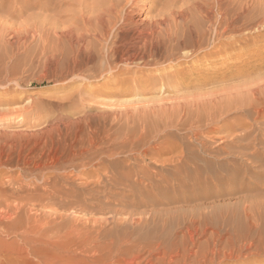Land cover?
I'll list each match as a JSON object with an SVG mask.
<instances>
[{"label":"rangeland","instance_id":"rangeland-1","mask_svg":"<svg viewBox=\"0 0 264 264\" xmlns=\"http://www.w3.org/2000/svg\"><path fill=\"white\" fill-rule=\"evenodd\" d=\"M159 1L158 4L161 5L156 4L157 7L154 6L151 11L150 9L138 10L144 3L147 6L151 4L150 0H139L138 5H136L138 8L135 6L137 10L131 13L133 21L137 19V22L130 23V20L127 26H125L126 24H119L120 27L129 28L131 24L129 29L135 35L136 32H133V27L150 26L153 17L154 19L157 17V8L163 4V0ZM217 1L221 0H170L172 6H167V9L182 12L181 15L178 12L176 13L175 17L178 19H176V25L172 22V26L175 27H171L170 32L173 28V34L179 35V32L182 31L180 36L182 34L183 37L186 34L187 36L184 35V37H189V34L194 33L200 23L202 25L204 23L205 29L208 28L205 31L202 25H200L202 28H199L208 37L209 31L210 33L213 31V23L208 19L212 17L213 21L216 20ZM165 2V5H169L168 0H165ZM42 3L43 0H0V200L3 201L1 196L5 191L7 195L11 193L10 196L13 195L12 199L9 196L8 203L10 206L8 208L4 206L5 204L0 207V214L2 211L3 214L1 215L4 216L10 211V214L14 215L15 213L14 216L12 215V219L15 220L14 218H16L22 225L27 226L31 222L34 227L36 224L32 228L38 232L31 230L28 226L27 228H29L32 237H36V239L39 237L38 241L34 243V245L38 243L35 246L36 248L33 245L32 254L28 256L19 255L7 260V262L0 258V264H39L40 259V263L43 264L44 261H51L53 258L57 259L52 260V262H56L55 264H61L64 261V264H106V261L109 260L112 262L109 261L107 264H110L117 260L126 262L127 259H130L127 262L134 261L147 264L150 261H159L155 258H159L158 255H162L160 257L162 261H159L158 264H162V262L163 264H174V261L176 264H180L182 261L181 264H183L186 259L187 264L192 261L191 264H210L211 262V264H264V117L259 118L260 123H254L252 135L246 141L248 143L250 141L253 148L249 145L250 149L243 150L240 155L218 148L220 147V137L226 135V132H213L211 135L214 140L210 144L215 148V151L220 149L218 151L220 155L217 156L215 152V154L200 152L208 157V159H205L206 161L202 160L203 162H201L199 160V163L203 164H198V166L201 165L202 167L204 165L201 173L197 171V165L194 166L196 168L193 167L192 169L191 167L194 164L186 162L185 159V161L178 160L174 161V164L168 163L165 165H161L160 161H153L155 156L157 158L160 156L162 159L173 158L175 153L178 154L176 149L173 152L172 150L171 152L167 151L166 154L163 151L162 153L151 151L152 154L156 152V155L150 153L144 160L137 151H127L123 143H115L112 146L103 145L107 152L103 149V152L100 150V155L98 153L93 159L77 160L78 158H89V153H85L84 147H81L82 149L76 147L81 146L80 139L82 136L92 130L88 129L83 120H80L83 117L82 115L87 113L93 116L95 121L100 122L101 129L105 132L108 131L111 134L122 133L123 130L127 129V121L128 119L131 120V115H136L141 109L142 111L138 113H142L145 105L147 109L152 107L151 103L169 102L173 93H177L175 94L176 97L173 95L174 99L180 100V97L182 100L198 89L185 88L169 93L159 84L154 90H151L145 83L140 84L131 79L130 82L129 79L128 82H124L121 81L119 76H116L120 78L119 85L113 79L109 81V85L112 86L113 82L123 92L106 94L103 91L105 90L103 84L107 82L108 77L100 72L102 70L100 67L101 62H99L101 57L92 61V64L89 63L91 67L88 65L90 68L87 67L88 70L86 69L82 74L85 78L80 77L78 73L74 74L72 66L74 65L76 44L69 37L59 33L60 31L53 25V22H56L54 21L55 18L61 17L60 11L58 16L55 17L57 13L52 12V10L44 12ZM189 3L193 5L191 6ZM164 4L163 7H166ZM61 7L64 10L62 13H65L64 8L67 10L69 8H67V5ZM207 10L208 12L210 10V12H206ZM53 13L56 15L54 16ZM177 14L179 17H177ZM65 15L61 18L63 19ZM184 15L188 20L184 18ZM204 18H207L209 22ZM138 20H141V23ZM144 21L146 22L144 23ZM183 22L186 23L184 26L187 28L182 26ZM196 23H198V27ZM49 24L51 25L49 26ZM191 26L194 27L191 28ZM165 30L163 29L160 36L164 35L167 38H160V36L159 39L158 37L157 39H155L156 37H145L146 40L149 38L148 43L143 37L141 39L140 37H129L128 41L130 43H128V46L132 43L135 44L137 46L135 51L141 53L138 54L139 57L145 55L148 63H145L142 59H138L135 61L136 63H132L133 65L127 64V66L126 63H122L116 65L117 68L113 69V73L120 71L119 74H122L120 76L124 79L134 73V69L137 71L141 68L139 71L144 72L141 75L142 77H148L152 73H158L156 76L158 77L165 70V73L168 74V71L172 69L188 67L192 62H195L197 58L194 55L189 56L188 59L187 57L184 58L183 54L185 55L186 51L184 52L180 48L181 46L179 48L182 54L180 49L172 54L170 44H175L174 42L169 43V36ZM190 30L192 31L190 32ZM188 31L189 34L186 33ZM53 32L58 36H54ZM191 34L190 37L193 39L196 34L194 33L193 36ZM112 38L109 37L108 42L97 43L98 40L96 41L98 48L95 52H98V56L103 55V51H105L103 49L105 48L103 47L104 43L108 44L109 42H115L116 39L118 41L121 39L114 37L113 40ZM131 41L133 42L131 43ZM105 44L104 46H106ZM139 44L140 47H138ZM166 45L169 46L170 50L165 49ZM149 48L152 50L151 52ZM247 48L243 47V49L236 50L235 54ZM153 50L155 51L153 52ZM147 51L153 56L155 54L157 59L160 54L161 58L159 56L157 60L155 56L153 57ZM166 53H168L167 57ZM173 55H175V58L171 60L174 57ZM165 57L169 60H165ZM206 64L212 67L217 62H211L212 65L210 63ZM92 65L96 67L94 68ZM97 67L98 71H96ZM123 73L128 74L123 75ZM165 73L164 75H166ZM71 74L73 75L71 76ZM116 77L113 78L117 79ZM146 79L149 80L148 78L142 80L147 81ZM261 79H264V72L251 77V80L254 81L252 83H256L255 80L258 83ZM212 86L217 89L219 87V85H209L206 88L213 91L215 88L212 89ZM88 89L91 92H88ZM80 92L82 97L86 96L88 99L84 97L82 101V97L79 96V94L81 95ZM207 92H209V89H207ZM161 96L164 97L163 102ZM255 116L257 114H250V120ZM116 119H118V122ZM172 132L175 133H169V138L166 139H169L168 143L170 145L176 147L178 143L181 145L185 143L182 146L185 149L187 148L188 153L189 150L197 152V144L190 145L191 140H187L188 137L183 138L180 131ZM177 132L182 136H178ZM170 141L172 142L170 143ZM173 142H175L174 145ZM189 146L192 148L190 149ZM237 149L233 150L237 151ZM181 162H183V165ZM221 162L223 163L220 164ZM207 164H210L209 167ZM138 167L147 179H144V177L137 179L135 169ZM205 168L207 170L209 168L213 169L207 173ZM98 174H101L100 178ZM16 189L21 190V195ZM14 194L17 196L14 197ZM246 198H248V201H244ZM247 204L251 205V211L245 210ZM35 219L38 220V224L33 223L32 220ZM39 224L40 227H37ZM194 228L197 230H194ZM43 229L46 234H49H47V238L50 243L42 239L46 237ZM38 233L43 235L40 236ZM44 240L46 243L42 242ZM54 246H58V248ZM53 249L54 251H52ZM153 249L154 251L157 249L158 254L152 251ZM194 250L197 254L193 253ZM60 251L64 254V251H66V255L61 256ZM187 252H189V255ZM180 253L181 255L185 254L186 258L184 255L180 257ZM230 253L232 256H227ZM56 254L60 256L55 257ZM120 254H123V257ZM118 255L121 256V259L117 258ZM38 257H40L39 260ZM169 257L172 258L169 259L170 261L168 260ZM191 257H195L196 263ZM208 257L212 260L206 261V259H209ZM180 258L182 259L180 260ZM97 259L100 261L97 262ZM138 259L139 261H137ZM176 259L180 261L176 262ZM200 259L204 262L202 263Z\"/></svg>","mask_w":264,"mask_h":264},{"label":"bare ground","instance_id":"bare-ground-1","mask_svg":"<svg viewBox=\"0 0 264 264\" xmlns=\"http://www.w3.org/2000/svg\"><path fill=\"white\" fill-rule=\"evenodd\" d=\"M141 1H143V0H141ZM150 1H151V4H150V6L148 5L149 7L144 3V5L143 6L141 5V7L138 10H145V9L149 10L150 9L152 11L153 7L156 4L160 3V1L158 2V0H150ZM169 1L170 0H168V2ZM225 1L226 0L217 1L218 2L217 8L215 7L216 9H218L216 20L213 21L212 17L208 19L210 22L213 23V26H212L213 31L211 33L209 31V33H208L209 36L207 35L208 37H206V35L203 34V30H200V28H202V27H200V25H202V24L199 22L200 25H198V26L200 28L197 26L198 23H196V26L199 29L195 27L196 28V30H195L193 28V30H195V32H194L195 34L198 31V33L196 34L197 37H196V35H194V37L192 39L190 37V34H191L190 32L192 30H190V32L189 31L186 32L188 34L190 33L189 37H184V35H186V34H184L183 37H182V34L180 36V33L182 31L179 32V35L178 34L176 35V33L173 34L172 33L173 28H172V31L170 32V28L174 26V25L172 26V22H174L176 25V19H178L175 17L176 13L178 12V14L181 15L182 12L181 11H175V10L170 11L169 9H167V6H172V5L170 4V2H169V5H165L164 4V3H166L165 0H163V4L166 7H163V4H162V6H159V8H157L158 9V14L156 15L157 17L155 19L153 17V20H151V22L149 21L151 23L150 26L148 25L149 24L148 23L147 27L146 26L145 27H142V26L133 27V29H132L133 32H136L135 35L132 34L130 29H129L131 27V24H130L129 28H125V26H127V24L130 22V20H131L130 23H135V21L137 22V19L135 21H133V17L131 16V13L134 12L135 10H137V9H135V6L138 5L139 0H43L42 8H43L44 12H46L48 10H52V12L57 13V15L53 13L54 16L56 15L55 17L58 16L59 11H60L59 14H61V17H63V15H65L66 13L68 14V15L66 14L63 19L61 17L55 18L53 16V19L55 18L54 21H56V22H53L54 23L53 25L55 26L56 29H58L60 31V32L58 31L59 33H61L65 37H69V39H71L76 44L75 45L76 46L75 55H74V65L72 66L73 67L72 72L74 74L78 73V75L80 77L85 78V77H83L82 74L86 71L89 63L91 62V64H92V61L96 60V58H98V57L99 58L101 57V61L99 59H97V60H99V62H101V65L98 64V65H100V67L102 69V70L99 69L100 72L102 74L104 73L103 75L105 77H108V79L106 80L107 82L106 83L104 82V84H103L105 90L107 89L106 91L103 90L106 94H116V93H122L123 92L122 89H119L117 87L119 85L118 81L120 80V78H121V81H124V82L125 81L128 82L127 81L128 79L130 82V79H131L132 81H137L140 84L145 83L147 85V87H150L149 89H151V90L152 89L154 90V88L157 87V85L159 84V86H161L162 88H165V90L169 91V93H170V91L181 90V89L183 90L185 88H187V89L194 88V89H198V90L204 89L203 91L200 90L199 92H197L198 90H196V92H194V93L192 92V94H189L190 96H186L182 100L180 97H179L180 100H176V98L174 99L173 95L175 96V94H177V93H173V95L171 96L173 100L171 98H168V99H171L170 100L171 102L168 100L169 102L165 101L162 104H159L160 103L159 102L158 104L155 103L156 105L154 103H151L152 107L147 108V109L145 108V107H147L145 105L143 107L144 110L142 113H138V112H141L142 109H141V111L137 112L136 115L139 114L138 116H136L135 114H134L135 116L132 114L131 115L132 117L130 115H128L131 117V120L128 119L127 129L123 130L122 133L111 134L108 131L105 132L104 130L101 129L100 122L95 121L93 116H91L87 113L82 115L83 117L80 120H83L86 123V126L88 127V129H90V130L92 129V130L89 133L83 135L82 138L80 137L81 138L80 139L81 140V144H80L81 146H76V147H80V148L84 147L86 150L85 153H89L88 154L89 158L88 157L83 158V159L78 158L77 160H85V159H91V158L93 159V157H95L98 153H99L98 155H100L99 151L101 150V152H103V149H104L103 145H111L112 146L115 143H118V144L123 143V145L126 146L127 151H129V152L137 151V153L144 160L151 153V151H157L160 153H162V151H163L164 154H166L167 151L171 152V150H172V152H173V150L176 149V151L178 152L177 155L175 153L176 157L174 155V157L172 156L173 158L167 157V158L162 159L159 156V158H160L159 159L155 156L156 158L154 157L153 161H156V162L160 161L161 165H165L168 163L174 164L173 162L178 161V160H180V161L186 160V162L194 164L191 167L193 169L194 166H196V165L198 166V164H201V163H199V160H201V162H203L202 160H205L206 158L208 159L207 156L205 157L203 155L204 153H210V154L216 153L217 156H219L220 154H218L219 153L218 151L222 148L225 151L228 150L231 153H236V154L240 155L243 152V150H247V149H250V147H252L250 141H249L250 144L246 141H248L250 136L252 135L251 133L253 132L252 130L254 129L253 128L254 123L255 122H257V124L260 123L259 118L264 117V79L263 80L261 79V81L259 80L258 83H257V80H255L256 83H252L254 81L251 80V77L253 75L260 74V73L264 72V0H228L227 2H225ZM168 2H167V4H168ZM189 4L191 5V3H189ZM215 4H217V3H215ZM64 5H67V8L68 7L69 8H68V10L66 8H64L65 13H62V11L64 12V10L62 9L61 6H64ZM158 5H161V4H158ZM155 7H157V6H155ZM165 8L168 11L164 10ZM157 9H156V11H157ZM171 10H172V8H171ZM180 10H182V9H180ZM203 10H205V9H203ZM206 12H208V10ZM209 12H210V10H209ZM47 14H48V12H47ZM215 14H216V12H215ZM44 15H45V13H44ZM204 15H208V14H204ZM184 16H185L184 18L186 20H188L186 15H184ZM212 16L215 17L214 15H212ZM177 17H179V15ZM206 17H208V16H206ZM204 19L207 20V18H204ZM46 20H47V18H46ZM51 20H52V18H51ZM140 21H139V23H141ZM145 22L146 21H144V23ZM119 24H123V25L126 24V25L124 27L123 26L120 27ZM184 24H186V23L183 22L182 26L187 28L186 26H184ZM205 24H207V23H205ZM50 25L51 24H49V26ZM164 25H165V27H164ZM190 25H191V23H190ZM194 26H191V28ZM202 26H203L204 31L208 28L207 27L205 29L204 23ZM177 27H178V24H177ZM188 27H189V24H188ZM124 28H125V30H124ZM179 28L182 29L181 26H179ZM163 29L167 30V31L165 30V32H167V35L169 36V38H168L170 40L169 43L174 42V44H175V45H173V43L170 44L171 50L168 48L169 46L166 45V48H165L166 50L168 48L170 51H172V54H173V52H175V51H177V49L181 48L184 50V52L186 51L185 52L186 54L185 55L183 54L184 58L187 57V59H188L189 56L191 57V55L192 56L194 55L197 58V60L195 62H192L188 67L187 66L181 67V68H175L174 67L175 69L171 68L172 70L168 71V74L165 73L166 72V70H165L164 73L166 75H164V73H163L162 75L160 74V76L156 77L158 73H156V74L152 73L154 76H150L152 74H149L148 77L145 76V78L149 79V80L146 79L147 81H143L145 78L141 76L144 73V72H141L142 70L139 71L141 68H139L137 71H135L136 69H134V73H132L131 75L129 74L130 76H126V78H124V79H122V77L120 76V75H122V74H119L120 71L119 72L116 71L118 73H116V72L113 73L114 72L113 69L116 67V65H119V64L121 65L122 63H126V65L127 64L131 65L132 63H134L138 59L139 60L142 59L145 63H148L145 55H142L141 57H139L138 54L140 52L137 53L135 51V48H137V46L132 43L133 41H131L132 45L130 44L128 46V43H130V41H128L129 37H131V38L132 37H138V38L140 37V39H141V37H143L144 40H146L145 37H156L155 39H157V37H158V39H159V36L162 34ZM48 32H49V30H48ZM175 32H176V30H175ZM194 33H192L191 35L193 36ZM54 36H58V35H55V33H54ZM109 37H113V38L117 37V38H119V39L121 38V39L119 41L116 39L117 41L115 40V42H112V43L109 42L108 44L104 43L106 46H104V44H103V47H105V48H103V47H100V48H103L105 50V51L102 50L105 54L102 52L103 55L100 54L101 56L100 55L98 56V54H97L98 52H95L96 48H98L97 47L98 44L96 45V41L98 40L97 43L102 42V41L108 42ZM161 37H166V36L163 35V36H160V38ZM189 38H191V39L189 40ZM148 39L149 38H147V40ZM142 40H140V41H142ZM146 43H148V41ZM140 44L138 47L141 46ZM68 45H69V43H68ZM149 45H150V43H149ZM142 46H144V45H142ZM179 46H181V47L179 48ZM243 47H245V48L248 47V48L244 49L242 51L240 50L239 53L235 54L236 50L238 51L239 49H243ZM67 48H65V49H67ZM181 49H180V51H181ZM146 50H147V48H146ZM100 51H101V49H100ZM149 51L151 52L152 50L150 49ZM149 51H147V52H149ZM154 51L155 50H153V52ZM70 53H71V51H70ZM181 54H182V51H181ZM151 55L153 56V54H151ZM167 55H168V53H166V57H167ZM154 56H155V59H157L155 54H154ZM159 56H160V54H159ZM159 56H158V59H159ZM173 56L174 57L171 60H173L175 58V55H173ZM168 57L170 58V56H168ZM160 58H161V56H160ZM176 58H177V56H176ZM155 59L153 58V60H155ZM167 59L168 58H166L165 60H167ZM180 59H182V58H180ZM211 62H215V63L217 62V64H215L212 67H209V65L206 63L211 64ZM146 65H148V64H146ZM206 65H208V67H206ZM90 67H88V68H90ZM93 67H92V69H94L96 66L94 68ZM98 67H97L96 71H98ZM127 68H129V67H127ZM120 69H122V68H120ZM94 71H95V69H94ZM132 71H133V69H132ZM151 72H153V71H151ZM128 73H129V69H128ZM128 73H123V75L124 74L127 75ZM89 74H92V73H89ZM72 75L73 74H71V76ZM145 75H146V73H145ZM116 76H119L120 78H117ZM113 77H116L117 79H114ZM73 79L76 80L75 78H73ZM103 79H105V78H103ZM112 79L115 80L116 84H118L117 86H116V84H113V82L111 84L112 86L109 85V81ZM209 85L210 86L211 85H219L220 88L218 86H216V87H218V89H217L214 86H212V89H214V88L215 89L213 91H211L210 88H206ZM85 88H87V87H85ZM85 88H83V89H85ZM205 88H206V90H205ZM207 89H209V92H207ZM82 91L85 92V90H82ZM87 91L91 92L90 89H88ZM84 95H86V94H84ZM79 96L82 97V93H81V95L79 94ZM178 96H179V93H178ZM178 96H177V98H178ZM84 97H86V96H84ZM84 97H82V101H83ZM89 97H91V96H89ZM86 98L88 99V97H86ZM163 98L164 97H162V102L164 101ZM89 99H91V98H89ZM148 107H149V105H148ZM253 113L257 114V116H255L252 120H250L251 119L250 114H253ZM122 115H123V112H122ZM124 115H125V113H124ZM231 115H233V116H231ZM128 116H127V118H128ZM231 119H233V120H231ZM111 120H112V118H111ZM116 120L118 122V119H116ZM55 127H57V126H55ZM124 128H125V126H124ZM50 131H51V128H50ZM172 131L182 132L181 134L183 135V138L188 137L186 139L191 140V141L189 140L191 142V143H189L190 145H194V144L196 145L197 144L198 145L197 146L198 148L196 150L197 152H195V151L193 152V150H191V151L189 150V153H188L187 152L188 150L186 151L187 148L185 149L184 146H182L185 143H183L182 145L178 143L180 146L178 144H176L177 145L176 147L172 146V144L170 145L168 143L169 139L168 140H166V139L169 136L168 135L169 133H172V134L175 133ZM213 132H219V133L220 132H226L225 133L226 135H222L224 133L221 134L222 136L219 135L221 137H220V143H219L220 147L217 146L218 148H220V149H218V151H217V149L215 151V148L213 146H211L212 144H210V142L214 140V137L211 135V134H213ZM172 134H170V135H172ZM177 134H179V133L177 132ZM181 134H179L178 136H182ZM179 139H180V137H179ZM171 142L172 141H170V143ZM181 142H182V140H181ZM174 144H175V142H173V145ZM249 145H250V147H249ZM187 146H185V147H187ZM114 147H112V148H114ZM189 147H188V149H189ZM191 148L192 147H190V149ZM233 149H237V151H234ZM104 151H105V149H104ZM105 152H107V151H105ZM112 152L114 153L115 151H112ZM200 152H202L203 154ZM78 153H79V151H78ZM153 154H154V152H153ZM154 155H156V152ZM135 158H136V156H135ZM152 158H153V156H152ZM71 161H74V160H71ZM220 161H222V160H220ZM224 161H226V160H224ZM89 162H87V164H89ZM145 162H148V161H145ZM100 163H101V161H100ZM181 163L183 165V162H181ZM189 163H187V164H189ZM222 163L223 162H221L220 164H222ZM175 164L178 165L179 163H175ZM94 165H96V164H94ZM201 165L197 167L198 168L197 171H199V173L202 172V169H203L202 167H204V165L202 167H201ZM207 165L209 167L210 164H207ZM169 166H171V165H169ZM205 166H206V164H205ZM182 167H184V166H182ZM199 167H201V168L199 169ZM194 168H196V167H194ZM136 169H138L140 171H137ZM136 169H135V171H136L135 175L137 174V179L143 178V177H144V179H147V177L145 178L144 173L143 174L141 173L142 170L139 169V167ZM211 169H213V168H211ZM211 169L210 168L208 170L206 169L207 173L212 171ZM194 170L196 171V169H194ZM98 173H100V172H98ZM195 174H197V173L195 172ZM100 175L98 174V177ZM222 176H223V174H222ZM141 180H140V182H142ZM196 180H198V179H196ZM131 182H133V181H131ZM146 185H148V184H146ZM200 186H201V184H200ZM197 188H199V187H197ZM16 191H18V190L16 189ZM20 191H18V193ZM11 194L7 195L6 191H5V193L1 196L3 198L2 199L3 201L0 200L1 201L0 207L3 204H5L4 206H7V208L10 206L8 201L10 200V197L12 199L13 195L10 196ZM16 194H17V192H16ZM16 194H14V197L17 196ZM19 195H21V192L19 193ZM39 199H41V198H39ZM247 199L248 198L244 199V201H248ZM250 206H249V204L245 205V210L246 211L250 210ZM16 210H15V212H17ZM1 214H3L2 211H1ZM1 214H0V258H2L4 261L7 262V260H10L11 258L17 257L19 255L20 256L21 255H27L28 256V255L32 254L33 249H34L33 245H34V243H36L38 241L39 237L37 239H36V237L35 238L32 237V234L30 235V230H29V228H27V226L30 227L31 230H33V228L36 226V224L34 225V227H33V225H31V222H30V225H27V226L22 225L18 222L19 220H16V218H14L15 220L12 219L13 214L12 213L10 214V211H8V214H5L4 216ZM14 215H15V213H14ZM32 221H34L33 223L36 222L38 224V220L36 221V219H35ZM38 226L40 227V224L37 225V227ZM197 227L199 228V226H197ZM191 228H193V227H191ZM39 230H41V229H39ZM194 230H197V229L194 228ZM33 231L38 232L36 230H33ZM43 231H44V229H43ZM190 231H191V229H190ZM39 233H41V232H39ZM44 233H45V231H44ZM47 234L44 235L46 237H44V238L41 237V238L48 241L47 236L49 234L48 235ZM35 235L37 236V234H35ZM42 235L43 234H41L40 236H42ZM49 238L51 240L50 236H49ZM45 240L42 242L46 243ZM56 241H57V239L55 240V242ZM48 242L50 243V241H48ZM57 244H58V242H57ZM193 244H194V242H193ZM36 245H34V247ZM54 247H56V246H54ZM56 248H58V246ZM63 248H61V249H63ZM213 249H215V248H213ZM213 249H212V251H213ZM64 250H65V248H64ZM155 250L158 251L157 249H155ZM52 251H54V249ZM52 251H50V252H52ZM152 251H154V249ZM156 251H154V252L157 253ZM64 252H65V254L63 252H61L62 253L61 256L63 254H64V256L66 255V251H64ZM191 252H192V250H191ZM240 252H242V251L240 250ZM181 253H180V257L183 255L185 257V254L181 255ZM187 253L189 255V252H187ZM193 253H195V250ZM231 253L228 254L227 256H229V255L232 256ZM195 254H197V253H195ZM58 255L56 254L55 257ZM120 255L122 256L123 254H120ZM224 255H225V253H224ZM233 255H234V252H233ZM121 256L119 257V255H118L117 258L121 259ZM158 256H159V258L158 257H155V258L159 259V261L161 262L162 258H160V257H162V255H158ZM164 257H165V255H164ZM188 257H190V256H188ZM219 257H221V256H219ZM219 257H217V258H219ZM39 258L40 257H38V260H39ZM50 258H52V257H50ZM174 258H176V257L174 256ZM174 258H173V260H174ZM191 258L194 260L195 257L194 258L191 257ZM197 258H198V256H197ZM53 259H55V258H53ZM53 259H51V261H46V262L44 260H42V261H44L43 264H55L56 262H52ZM169 259H172V258L169 257L168 260ZM181 259L182 258H180V260ZM201 259L203 260L204 258H201ZM201 259H200V261L202 262ZM210 259L211 258L206 259V261H209ZM40 260L38 262H39V264H42V263H40ZM55 260H57V259H55ZM115 260H117V259H115ZM129 260L127 259L126 262H123L124 260L123 261L117 260V261H114L113 263H110V264H143V263L134 262V261L133 262H127ZM168 260H167V262L170 261V260L169 261ZM180 260L176 259V262L180 261ZM98 261H100V260L97 259V262ZM109 261H106V264L109 263ZM137 261H139V259ZM157 261L158 260L150 261L147 264H158V263H160L159 261L158 262ZM183 261H184V259H183ZM186 261H187V259H186ZM186 261H184L183 264H187ZM64 262L61 264H64ZM94 262L96 263V261H94ZM110 262H112V261H110ZM181 262H180V264H181ZM192 262H190V264ZM1 263H2V261H1ZM173 263L176 264L175 261ZM194 263H196L195 260H194ZM162 264H163V262H162ZM245 264H247V263H245Z\"/></svg>","mask_w":264,"mask_h":264}]
</instances>
